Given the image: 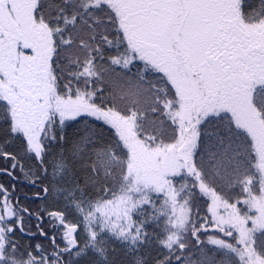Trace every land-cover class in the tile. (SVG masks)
<instances>
[{"label": "snow or ice", "instance_id": "snow-or-ice-1", "mask_svg": "<svg viewBox=\"0 0 264 264\" xmlns=\"http://www.w3.org/2000/svg\"><path fill=\"white\" fill-rule=\"evenodd\" d=\"M0 264H264V0H0Z\"/></svg>", "mask_w": 264, "mask_h": 264}]
</instances>
